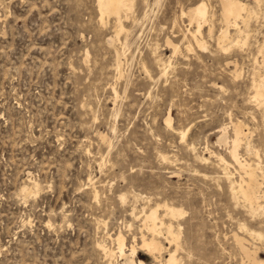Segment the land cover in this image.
Listing matches in <instances>:
<instances>
[{
	"label": "rangeland",
	"instance_id": "1",
	"mask_svg": "<svg viewBox=\"0 0 264 264\" xmlns=\"http://www.w3.org/2000/svg\"><path fill=\"white\" fill-rule=\"evenodd\" d=\"M202 1L133 0L121 30L97 0H0V264H109L101 248L117 251L120 233L128 248L152 237L143 215L157 205L182 211L165 218L176 264H264V0H236L245 34L232 26L222 45L221 0H207L205 49L187 15ZM237 123L256 212L225 175L248 181ZM166 236L160 263L138 258L166 264Z\"/></svg>",
	"mask_w": 264,
	"mask_h": 264
},
{
	"label": "bare ground",
	"instance_id": "2",
	"mask_svg": "<svg viewBox=\"0 0 264 264\" xmlns=\"http://www.w3.org/2000/svg\"><path fill=\"white\" fill-rule=\"evenodd\" d=\"M97 1L99 4L100 11L102 13V19H103L105 14L115 15L118 18L119 27L121 28V30H123L122 14L124 11L132 9V7L134 6L133 0H97ZM206 1L207 0H203L202 2H199L194 7H192L187 13L188 17L190 18L191 24L192 25L196 24V26H197V30L195 32H193L191 36L195 40L194 42H196L197 45L202 49L206 48V43L203 41V39L200 37V35H202V29L205 26L210 25V22H211V16L209 15V11H208L210 9H208V4L206 3ZM221 5H222V16H223V20L225 22L226 28L222 31V33L220 35V38H219V44L220 45L231 40V37L229 35H230V28L232 26L237 29V32H238L237 34L239 36L245 34V31L242 30L238 26L237 22L241 20L244 22V25H245L247 23V21H249L248 15L244 16V12L245 11L247 12L248 9L241 2L236 1V0H221ZM210 29H212V28H210ZM233 42H234V40H231L229 43L232 44ZM169 43L172 44V42H169ZM237 43H240V41H238ZM222 47L224 49L228 50V48H225L226 47L225 45H223ZM175 48H176L175 50L177 52L178 47L176 46ZM189 48H190V46H189ZM173 52L175 53V51H173ZM174 53H173V55H174ZM164 72H165V74L167 73V67L164 68ZM254 88H255V97L254 98L259 102H264V79H262L259 84H256V82H254ZM261 104H263V103H261ZM262 106H264V104ZM168 122L169 123L171 122L170 117L168 119ZM227 129H228L227 127H224L221 130V136H220V140H219L220 143L227 139V135H228ZM234 134H235V136L231 142L232 143V150H230L231 156H232L235 164L241 170H245L246 175L248 176V179H247L248 181H246L244 178H242L239 183H237L236 181H232L231 180L232 174L230 172H228L229 170L227 171L228 167H230V163L226 160V158L224 156H220V154H219V156H215V157H218V161H220V163L223 166H225V170L227 171L225 173V175L229 179V181H231L232 189L234 191L237 190V193L239 195L241 194V197H243L245 199V201L248 202V204L251 206L250 208H252L254 212L260 211L263 208V204H261V202L259 201V197L255 193L256 192L255 187L257 186L256 184H258V182H256V176L257 175L252 168L253 164L251 165V163L249 164L247 161H243L240 154L238 153L239 148L242 145L244 137L247 136V134L245 133L244 127L241 123L234 124ZM182 138H183V140H185L187 138V132H183ZM192 149H194V147ZM248 149H250V147ZM256 172H257V170H256ZM246 175H244V176H246ZM257 178H258V176H257ZM160 208H163V212H164V215L162 217L159 215V209ZM181 213H182L181 210L176 209L174 207H171L169 205H164V206L157 205L156 208L153 209L149 214L144 212L143 216H144L145 226H146L148 232H150L152 235L148 232H147V234H150L152 237L151 238L147 237L144 234L142 236V238L140 239L141 240L140 243H137V240H135L134 245L131 246L130 248H128L127 243H126V239L120 233L115 240L117 243V246H118L117 251H114L115 249L112 250V249H108V248L107 249L101 248V250L104 249L106 257L109 258V260H110L109 264H114L115 261L113 260V258L116 257V254L118 256L117 258H121V259L125 260L122 264H145L143 261H141L138 258L139 250H147L148 255L151 256L153 259H155L154 261L159 262L160 258H162L161 252L164 250V246L159 241L158 236L160 234H163L164 229H166V233L168 235V236H166V239L171 244H174L175 246L177 245V249H175L174 253L169 254V258L166 260V264H176V262H177L176 252H178V250L180 249L179 248L180 245L178 243L179 234H176V231L174 230V227H173V223L167 224L165 222V218H167V217L168 218H176V216L180 215ZM133 215H134V213H133ZM143 229H142V231L145 232ZM249 235L251 236L253 234H249ZM238 241H239L240 245L242 246L245 254L249 258H251L252 253L250 252V250H248L245 247L243 240L239 239ZM127 251L129 252V254L127 253Z\"/></svg>",
	"mask_w": 264,
	"mask_h": 264
}]
</instances>
